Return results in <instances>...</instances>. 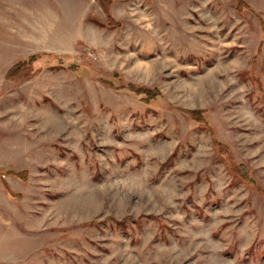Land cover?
<instances>
[{"label": "rangeland", "instance_id": "obj_1", "mask_svg": "<svg viewBox=\"0 0 264 264\" xmlns=\"http://www.w3.org/2000/svg\"><path fill=\"white\" fill-rule=\"evenodd\" d=\"M0 264H264V0H0Z\"/></svg>", "mask_w": 264, "mask_h": 264}, {"label": "trees", "instance_id": "obj_2", "mask_svg": "<svg viewBox=\"0 0 264 264\" xmlns=\"http://www.w3.org/2000/svg\"><path fill=\"white\" fill-rule=\"evenodd\" d=\"M59 61H60L61 63H63L61 60H59ZM24 62H25L24 60L20 61L21 64H23ZM61 63H59V64H61ZM52 64H54V63H52ZM17 66H18V64H17L15 67H17ZM49 66H50V65H45V66H42V68H44V67H49ZM12 69H14V67H12ZM12 69H11V70H12ZM11 70H10V71H11ZM19 72H20V70H19ZM19 72H18V74H19ZM7 75H8V74H6V78H7Z\"/></svg>", "mask_w": 264, "mask_h": 264}]
</instances>
